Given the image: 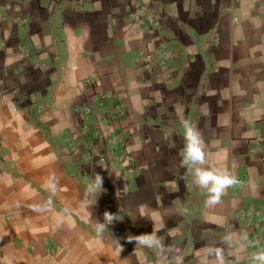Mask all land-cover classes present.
I'll return each instance as SVG.
<instances>
[{"label":"crops","instance_id":"0c3cea01","mask_svg":"<svg viewBox=\"0 0 264 264\" xmlns=\"http://www.w3.org/2000/svg\"><path fill=\"white\" fill-rule=\"evenodd\" d=\"M58 1L0 0V264H158L128 241L150 232L184 264L213 244L228 264H251L264 218L253 249L220 242L253 234L240 212L264 214V0ZM137 4L156 28L135 22ZM160 44L172 53L166 68L138 67ZM97 92L126 106L115 127L136 162L132 178L107 154L87 159L89 140L69 146L77 108ZM181 120L200 131L207 165L242 182L215 206L181 167ZM95 174L96 201L85 192ZM106 211L122 219L98 236Z\"/></svg>","mask_w":264,"mask_h":264},{"label":"clouds","instance_id":"9594fccd","mask_svg":"<svg viewBox=\"0 0 264 264\" xmlns=\"http://www.w3.org/2000/svg\"><path fill=\"white\" fill-rule=\"evenodd\" d=\"M184 129V147L181 152V167L187 169L192 176V184L198 187L206 195L205 204L207 206H215L221 202L225 192L239 183L234 171L221 170L219 168L208 166L206 161V153L204 150V141L200 131L189 123L187 120H181ZM237 164L233 162L234 170ZM48 190L53 195L58 190V181L53 176L48 183ZM103 191V177L95 174L86 185V195L94 196L95 201L98 195ZM52 203L48 200L46 206H36L35 211L43 212L47 206ZM67 212V209L64 210ZM122 219V217L120 218ZM116 214L110 212L103 213V222L95 225L98 236H102L107 230V226L114 221L120 220ZM129 242H135V246L150 250L157 254L158 264H184V256L178 248H173L165 243L163 239L156 233H144L135 236L134 239H128ZM221 244L227 245L229 248L247 247L249 246L247 234L226 235ZM118 244V242H117ZM120 251L122 250L118 244ZM251 264H264V250L254 252L250 257ZM199 264H228L225 255V248L218 244L205 247L199 255Z\"/></svg>","mask_w":264,"mask_h":264},{"label":"built area","instance_id":"2783aa9c","mask_svg":"<svg viewBox=\"0 0 264 264\" xmlns=\"http://www.w3.org/2000/svg\"><path fill=\"white\" fill-rule=\"evenodd\" d=\"M87 0H76L75 5L79 8ZM57 6L59 1L54 0ZM133 19L143 28L153 29L157 27V22L144 4H137ZM172 58V53L160 44L155 50L137 58L139 66L154 65L159 68H166L167 62ZM87 83V82H86ZM91 85L90 82H88ZM95 103H87L77 108L78 129L68 138L69 146H74L79 137L89 140L90 147L85 153V157L96 158L100 162H105L104 154L109 155L111 162L121 166L123 178H132L137 175L138 170L134 158L130 155L128 147L124 141L122 132L116 129V123L126 115V106L112 93L97 92L94 95ZM264 161V149L261 150ZM239 184L242 182L238 180ZM240 218L247 226L253 228V234H247L249 246L253 249L255 241L262 242L261 230L264 214L251 209L240 212ZM246 234V233H243Z\"/></svg>","mask_w":264,"mask_h":264}]
</instances>
